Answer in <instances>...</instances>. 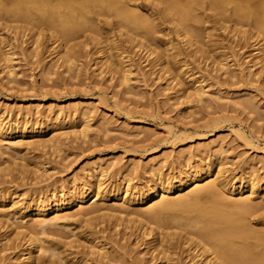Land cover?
<instances>
[{"label": "rangeland", "instance_id": "1", "mask_svg": "<svg viewBox=\"0 0 264 264\" xmlns=\"http://www.w3.org/2000/svg\"><path fill=\"white\" fill-rule=\"evenodd\" d=\"M145 3L148 7H140L141 10L156 13V23L161 24L153 47L161 48L159 41L167 40L173 42L179 53L184 52L179 61L185 65L187 60V65L180 77L175 76L177 66L157 64L156 57L145 48L125 43L121 51H126L125 65L132 71L126 87L121 84L120 73L114 75L104 66L96 34L86 32L68 44L76 53V63L69 69L70 65L56 53L60 43L55 44L51 38L52 28L46 25L41 35L34 37L33 33L24 38L22 33L9 32L0 23V37L9 44V48L0 50L1 122L5 126H48L39 134H28L26 142L64 134L58 141L61 150L49 142L42 147L30 146L24 151L26 159L10 150L8 141L0 138V191L10 197L8 209L15 203V207L23 206L40 197L60 196L72 188H83L93 173L101 175L100 183L106 191L118 188L122 193L135 192L150 185L157 173L166 179L178 177L187 164H213L212 173L233 184L255 178L264 185V70L258 61V34L253 31L257 35L252 33V38L251 33H231L240 29L233 23L225 31L219 22L222 16L217 12H201L203 28L211 35L207 41L217 44V49L211 48L217 57L210 61L203 57L195 59L173 32L164 6L154 0ZM149 6L156 10H149ZM246 29L252 32V28ZM105 32L124 40L118 30ZM157 50L163 53L164 47ZM6 53L13 60L11 68L3 61ZM200 85L210 95L212 105L209 100L199 102L195 97L187 101L192 88ZM242 101L241 105L253 101L259 108L258 114L242 109ZM83 128L89 129L86 137L81 134ZM96 181L98 177L92 180ZM220 193L232 203L239 201V196ZM259 197L251 196L257 207L246 216L256 230L263 231L264 199ZM122 203L107 200L99 205L111 208ZM107 210L91 216V226L81 223L85 218L74 216L77 209L60 213L58 216L65 218L45 230L36 227L35 234L46 241L42 244L45 249L70 242L82 245L78 250L71 249L78 261L70 264L83 260L85 253L89 264H201L200 259L192 260L197 250L177 240H169L168 244L165 238L162 244L170 250L166 258L159 256V251L167 248L161 246L154 252L158 241L142 234L137 240L140 224L136 215H123L120 221L107 217ZM130 210L142 209L132 206ZM31 225L22 220L14 221L10 228L0 224V264L26 263V234ZM100 248L108 255L103 256Z\"/></svg>", "mask_w": 264, "mask_h": 264}, {"label": "bare ground", "instance_id": "2", "mask_svg": "<svg viewBox=\"0 0 264 264\" xmlns=\"http://www.w3.org/2000/svg\"><path fill=\"white\" fill-rule=\"evenodd\" d=\"M145 1L0 0V23L9 32L22 33L24 38L33 33H35L34 37L41 35L43 27L49 26L52 28L51 38L54 39L55 44L60 43L56 53L70 65L69 69L76 63L74 60L76 53L72 51L71 47H68V44L79 40L86 32L96 34L98 39L95 41L99 46V56L105 61L104 66H107L110 73L114 75L120 73L123 80L121 84L123 82L122 85L125 84L126 87L129 86L132 71L128 70L125 65L126 51H121V47L125 43L140 49L145 48V51L150 52V56L156 57L157 64L177 66V75L175 76H181L187 65V60L185 65L179 61L184 52L179 53V49L172 41L167 42L162 38L161 41L166 40L164 43L159 41L163 44V53L157 50L162 48L159 47L160 45H157V48L153 47V43L157 42L156 35L161 24L156 23L159 21L156 18V13L148 14L146 12V14L141 10L140 7L143 9L148 7ZM155 2L164 6V12L169 17L173 32L195 59L203 57L206 61H210L213 57H217L214 56L215 50H211V48L217 49L215 48L217 44H214V41L213 43L207 41L211 35L206 34L203 28L205 20L203 19L204 15L201 16V12H203L202 14H205L207 10L217 12L219 16H222L219 22L225 31L231 29L230 23L240 28L230 31L236 35L238 33L244 36L250 33L252 35L255 31L258 35L255 32L253 34H256L260 40L258 61L264 70V0H154ZM149 7V10H156L154 6ZM247 27L252 28V32L247 30ZM114 30L120 32L124 38L122 42L114 35L104 34V31L111 33ZM251 37L254 38L253 35ZM66 44L67 47H65ZM7 48H9V44L0 37V50ZM3 61L7 64V68L12 67L13 60L9 53H6ZM221 64L224 68L227 67L223 63ZM175 76H172L174 81L176 80ZM192 90L193 93L190 96L186 92L187 101L191 102L194 97L199 102L209 100L210 95L203 86H194ZM183 91L184 96L182 97H185L184 88H182ZM208 102L211 103L210 100ZM240 103L243 101L239 102V105H241ZM253 103V101H248L241 105V108H247L258 114L259 108ZM68 112L74 114L75 111L68 110ZM72 114L70 115L72 116ZM56 120L59 118L57 117ZM38 127L36 124L20 127L17 123L5 126L0 120V138L4 142L8 141L9 149L18 153V156L23 159L27 157L24 154L27 148L30 146L42 147L47 145L46 142L54 143L55 147L61 150V143L58 141L64 136L63 133L53 136L50 140L26 142L24 138L28 134L33 135L37 131L39 134L43 132V129L45 131L48 126L42 129L44 127L42 125L39 130ZM88 132V128L81 130L83 137L88 136ZM238 133L239 136H244L243 133ZM1 146L0 144V148ZM185 167L186 170L176 178L166 179L157 173L150 185L135 190V192L127 190L124 193L118 188L114 192L106 191L103 188V183H100V181L102 182L101 175L93 173L90 176V182L83 188H72L60 196L53 194L49 198L40 197L23 206L15 207L17 204L12 200V204L13 202L15 204L9 209L6 203L10 197L7 193L4 195V191H0V224L1 227L8 224V228L18 220L26 221L28 225L32 224L27 227L26 238H28L29 246L25 264H70L78 261L71 249L78 250L82 245L76 246L70 242L63 246L58 245L53 249H45L42 244L46 241L35 234L36 227L39 226L45 230L48 226L56 225L58 220L65 218L59 217L60 213L73 209H77V215L74 216L85 218L81 220V223L87 226L93 225L94 218L91 216L106 209L109 212L107 217L120 221H122L123 215H136L140 224L137 240L142 234L152 237L154 242L158 241L154 252H158L161 246L165 247L162 242L166 238L168 244L169 240H177L193 247L194 250H197V254L192 257V260L200 259L201 264H264V230H256L257 228L247 222L246 216L252 214L257 207L251 196L258 194L260 199H264V185H261L255 178L243 179L238 184L220 180V177H216L212 173L213 164L201 166L187 164ZM96 176L98 181L94 183L92 180L97 178ZM1 184L3 181L0 180ZM221 191L231 196H239V201L232 203L229 198H224L225 196L221 195ZM248 193L251 196H246ZM99 195L102 197L98 198ZM175 195L178 196L174 197ZM107 200H113L116 203L122 201L123 203L111 208L99 205L100 202ZM132 206L140 207L142 210L131 211ZM51 216L56 218L49 219ZM172 230H177L179 233L168 232ZM7 238L9 239V237ZM9 241L11 240L9 239ZM165 248H167L166 251H159V256L163 255L164 258H166L167 251L170 250L169 247ZM100 251L103 256L108 255L104 248H100ZM85 255L84 259L76 264H89L88 254L85 253Z\"/></svg>", "mask_w": 264, "mask_h": 264}]
</instances>
